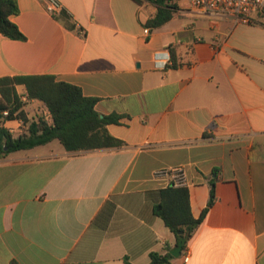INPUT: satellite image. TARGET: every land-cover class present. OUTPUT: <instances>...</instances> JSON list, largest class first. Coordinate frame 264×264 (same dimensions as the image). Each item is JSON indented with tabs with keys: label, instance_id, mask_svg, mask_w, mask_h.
<instances>
[{
	"label": "crops",
	"instance_id": "0c3cea01",
	"mask_svg": "<svg viewBox=\"0 0 264 264\" xmlns=\"http://www.w3.org/2000/svg\"><path fill=\"white\" fill-rule=\"evenodd\" d=\"M16 0L24 36L0 34V78L51 75L97 99L119 148L68 153L58 140L0 158V264H148L176 245L153 212L188 189L192 216L214 201L170 264H264V18L250 25L178 8L144 33L148 0ZM173 51L174 66L157 60ZM29 121L41 102L15 86ZM0 125L26 132L18 117ZM188 260L184 261V257Z\"/></svg>",
	"mask_w": 264,
	"mask_h": 264
},
{
	"label": "trees",
	"instance_id": "16d2710c",
	"mask_svg": "<svg viewBox=\"0 0 264 264\" xmlns=\"http://www.w3.org/2000/svg\"><path fill=\"white\" fill-rule=\"evenodd\" d=\"M148 1L156 6L155 15L145 23L149 30L168 22L178 8L174 0ZM17 12L16 0H0V34L12 40H24L17 26L9 20ZM170 54L174 59L173 51L170 50ZM16 85L24 87L27 100H36L43 104L50 120L43 116L33 121L26 118L24 102L16 93ZM96 101L95 98L84 96L79 87L56 81L51 75L0 78V117L1 112L8 111L7 119L18 117L27 125L26 132L16 138L0 125V158L11 152L45 145L53 140H58L68 153L121 147L122 141L111 136L106 128L108 124L117 123L119 116L100 117L94 109ZM2 119L4 120L3 117ZM159 193L160 200L153 207L154 214L173 233L176 244L182 236L189 240L213 204V185L207 206L199 218L192 216L186 186L171 184ZM185 249L186 243L182 252ZM169 251L170 248L166 247L164 254L150 253L148 264H170L172 256ZM125 264L131 263L125 260Z\"/></svg>",
	"mask_w": 264,
	"mask_h": 264
},
{
	"label": "built area",
	"instance_id": "2783aa9c",
	"mask_svg": "<svg viewBox=\"0 0 264 264\" xmlns=\"http://www.w3.org/2000/svg\"><path fill=\"white\" fill-rule=\"evenodd\" d=\"M184 3L194 11L204 15H219L230 17L236 24L250 25L255 15L264 18V0H177ZM46 13L52 17L64 11V6L59 0H41ZM148 33V29H144ZM174 60L169 51H166L163 58L157 60V67L174 66ZM8 111L1 112V117L6 120ZM6 118V119H5ZM188 256L184 257V261Z\"/></svg>",
	"mask_w": 264,
	"mask_h": 264
},
{
	"label": "water",
	"instance_id": "95a60500",
	"mask_svg": "<svg viewBox=\"0 0 264 264\" xmlns=\"http://www.w3.org/2000/svg\"><path fill=\"white\" fill-rule=\"evenodd\" d=\"M186 237H179L177 244L175 245L174 248H172L169 253L172 257L177 258L181 255L182 252V247L186 243Z\"/></svg>",
	"mask_w": 264,
	"mask_h": 264
}]
</instances>
